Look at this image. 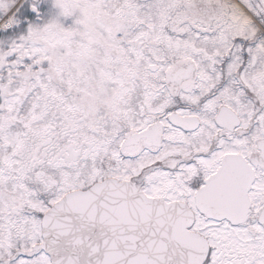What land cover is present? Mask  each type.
Here are the masks:
<instances>
[{"label":"snow or ice","instance_id":"snow-or-ice-1","mask_svg":"<svg viewBox=\"0 0 264 264\" xmlns=\"http://www.w3.org/2000/svg\"><path fill=\"white\" fill-rule=\"evenodd\" d=\"M0 264H264V0H0Z\"/></svg>","mask_w":264,"mask_h":264}]
</instances>
